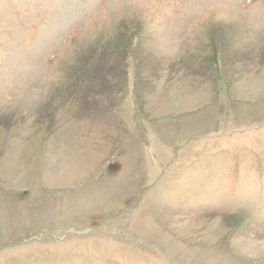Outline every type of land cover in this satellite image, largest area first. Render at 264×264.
<instances>
[{"label":"rangeland","instance_id":"rangeland-1","mask_svg":"<svg viewBox=\"0 0 264 264\" xmlns=\"http://www.w3.org/2000/svg\"><path fill=\"white\" fill-rule=\"evenodd\" d=\"M0 264H264V0H0Z\"/></svg>","mask_w":264,"mask_h":264},{"label":"bare ground","instance_id":"bare-ground-1","mask_svg":"<svg viewBox=\"0 0 264 264\" xmlns=\"http://www.w3.org/2000/svg\"><path fill=\"white\" fill-rule=\"evenodd\" d=\"M53 167L50 168L51 174L47 175L48 177L45 178L46 182L50 184L56 182L68 183L69 181H71L69 176H71L72 178L74 172L79 169V167L76 164H71L66 168H63L60 172L54 171Z\"/></svg>","mask_w":264,"mask_h":264}]
</instances>
